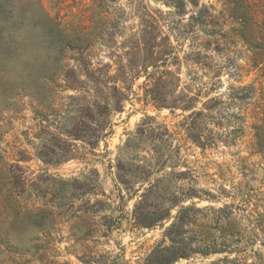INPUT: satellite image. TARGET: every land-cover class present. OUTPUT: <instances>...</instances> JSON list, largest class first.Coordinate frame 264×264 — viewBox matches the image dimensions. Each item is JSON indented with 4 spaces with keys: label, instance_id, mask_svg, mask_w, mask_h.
I'll list each match as a JSON object with an SVG mask.
<instances>
[{
    "label": "rangeland",
    "instance_id": "rangeland-1",
    "mask_svg": "<svg viewBox=\"0 0 264 264\" xmlns=\"http://www.w3.org/2000/svg\"><path fill=\"white\" fill-rule=\"evenodd\" d=\"M184 1L185 10L178 14L168 0H0V264H82L71 240L79 231L63 218L72 210L59 199L61 181L83 180L85 176L91 181L95 169L98 187L111 207L106 214L121 221L101 249L121 252L127 264H143L164 230L133 225L136 199H129L116 181L114 166L119 161L143 165L178 147L176 153H181L199 177L198 187L214 189L217 185L245 194L251 209L257 206L264 211V153L257 147L260 135L264 136L260 121L264 107V0ZM246 7L254 19L247 31L240 20L249 18ZM201 10L209 16L206 23L195 19ZM148 12L161 15L160 24L177 48L182 60L181 88L192 86L195 93L202 90L206 95L202 102L215 97L227 102L233 90L238 98L248 95L246 101H234L228 112L232 118L216 128L217 148L204 151L188 141L179 127L184 114L158 110L144 101L138 89L141 79L124 112L115 118L114 134L95 152L101 154L97 162L45 164L39 153H49L42 148L50 139L47 133L56 135L50 127L59 121L55 111L72 94L61 93L59 84H42V77L55 72L65 56V64H74L67 59L73 52L63 53L59 45L64 42L67 48L79 47L78 40L84 35L91 43H114L116 49L96 45L90 54L94 61L113 63L118 56L125 58L120 47L137 43ZM213 29L216 33L210 34ZM222 110L227 111L225 107ZM147 116L155 121L143 124ZM139 129L146 132L138 136ZM180 170L186 168L176 171ZM169 172L171 168L166 167L164 173ZM20 175L27 178L25 188L13 186ZM47 202L50 205L46 206ZM232 202L223 198L221 203L203 201L198 206ZM49 239L55 242L48 243ZM259 247V243L255 245V249ZM221 257L195 256L176 264H212Z\"/></svg>",
    "mask_w": 264,
    "mask_h": 264
},
{
    "label": "trees",
    "instance_id": "trees-1",
    "mask_svg": "<svg viewBox=\"0 0 264 264\" xmlns=\"http://www.w3.org/2000/svg\"><path fill=\"white\" fill-rule=\"evenodd\" d=\"M168 3L174 5L178 14L185 10L184 0H168ZM244 10L250 19L243 17L240 20L247 31V26L253 25L254 19L247 7ZM146 17L137 43L120 47L125 52V58L118 56L113 63L94 61L90 54L96 45L116 49L114 43H91L89 36L84 35L78 40L79 47L67 48L64 42L59 45L63 53L67 50L73 52L74 55L67 59L74 64H65V56L55 72L42 77V84H59L61 93L72 94L55 111L59 121L57 125L50 124V127L55 128L56 135L47 133L50 139L42 148L49 153H39L45 164L97 162L96 157L101 154L95 152L114 134L115 118L124 112L125 104L132 94L135 95L134 87L141 79L144 81L138 89L143 92L144 101L158 110L181 111L184 114V121L179 127L188 141L204 151L217 148L220 139L216 128L223 127L224 119L232 118L228 112L234 101H246L248 95L238 98L233 90L227 102L219 97L202 102L206 96L202 90L195 93L192 86L181 88L179 71L182 60L171 37L160 24L161 15L148 12ZM197 17V21L206 23L209 16L201 10ZM215 33L213 29L210 34ZM245 91L246 88L242 90ZM262 113L260 121L263 123L261 127H264V107ZM151 121L155 118L147 116L143 124ZM164 128L168 134L167 128ZM145 132L139 129L137 135L142 136ZM257 147L259 152L264 153V136L260 135ZM179 149L174 148L167 155L157 153V157H152L143 165L119 161L114 166L116 181L129 199H136L133 225L147 229L161 227L164 230L161 241L147 254L143 264H176L195 256L213 255L222 257L212 264H264V211H259L257 206L251 209L245 194L218 188L217 185L214 189L198 187L199 177L188 168L181 153H176ZM182 166L186 170L176 171ZM166 167H170L172 172L164 173ZM93 173L96 179L91 181L87 176L83 180L61 181L59 199L72 210L63 218L73 222L79 231V235L71 239L75 241L73 251L82 264H127L121 252L101 249L111 240L113 232L119 229L121 221L106 214L111 207L104 199L106 194L98 187L97 170ZM155 174L159 177L153 179ZM26 181L27 178L20 175L13 186L25 188ZM100 196L103 198H98ZM120 197L125 198L124 195ZM223 198H231L233 202L218 207L198 206L203 201L221 203ZM196 199L199 202H195ZM50 215L54 218L52 212ZM48 228L52 230L53 227L50 225ZM47 242L55 241L49 239ZM258 243L260 247L255 249ZM251 258L255 261L249 263Z\"/></svg>",
    "mask_w": 264,
    "mask_h": 264
}]
</instances>
